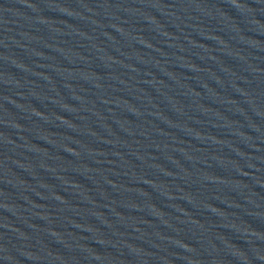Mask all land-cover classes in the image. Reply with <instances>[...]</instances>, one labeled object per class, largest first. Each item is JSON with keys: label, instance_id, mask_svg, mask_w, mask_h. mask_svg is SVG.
Instances as JSON below:
<instances>
[{"label": "water", "instance_id": "1", "mask_svg": "<svg viewBox=\"0 0 264 264\" xmlns=\"http://www.w3.org/2000/svg\"><path fill=\"white\" fill-rule=\"evenodd\" d=\"M0 130L163 264H264V0H0Z\"/></svg>", "mask_w": 264, "mask_h": 264}]
</instances>
